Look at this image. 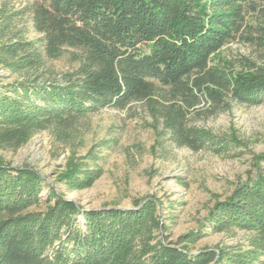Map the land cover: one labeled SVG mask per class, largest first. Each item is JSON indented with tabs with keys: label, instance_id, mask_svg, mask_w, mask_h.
I'll list each match as a JSON object with an SVG mask.
<instances>
[{
	"label": "trees",
	"instance_id": "trees-1",
	"mask_svg": "<svg viewBox=\"0 0 264 264\" xmlns=\"http://www.w3.org/2000/svg\"><path fill=\"white\" fill-rule=\"evenodd\" d=\"M32 13L40 40L0 46L11 71L37 73L0 92V148L16 150L50 126L66 136L88 115L138 102L178 147L222 154L238 139L190 125V114L264 103V64L214 59L232 41L264 53V0H39ZM67 49L78 52L73 72H39ZM255 161L257 177L217 202L207 221L214 233L245 232L246 243L193 252L201 232L159 239L155 201L83 212L34 170L0 160V264H264V154ZM83 166L73 162L60 176L72 192L100 176ZM45 190L47 207L35 210Z\"/></svg>",
	"mask_w": 264,
	"mask_h": 264
},
{
	"label": "rangeland",
	"instance_id": "rangeland-1",
	"mask_svg": "<svg viewBox=\"0 0 264 264\" xmlns=\"http://www.w3.org/2000/svg\"><path fill=\"white\" fill-rule=\"evenodd\" d=\"M38 1L0 0V46L40 40L42 35L34 28L32 13ZM37 47H41L39 42ZM76 53L67 49L59 58H45L39 72L53 78L73 72L78 66ZM244 58L264 64L260 49L239 41L228 43L214 59L222 65ZM36 74L13 72L0 62V92ZM189 122L214 135L236 137L238 144L222 154L178 147L163 133L147 107L134 102L123 109L107 107L88 115L66 136L50 126L16 150L0 148V160L14 168L34 170L83 212L138 210L146 202L155 201L163 235L159 239L176 241L181 235L201 232L202 238L191 247L193 252L244 245L245 232L214 233L207 221L217 202L226 200L238 185L258 175L255 158L264 154V103L254 107L234 103L229 110L216 114L202 105L190 114ZM73 162L84 164L83 169L89 172H100L91 187L72 192L61 180ZM259 167L264 173V163ZM47 198L45 190L35 210H45ZM79 218L84 222L83 215Z\"/></svg>",
	"mask_w": 264,
	"mask_h": 264
}]
</instances>
